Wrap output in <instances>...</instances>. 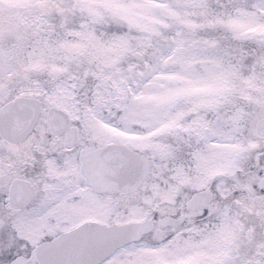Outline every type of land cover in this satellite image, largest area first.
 I'll return each instance as SVG.
<instances>
[{
  "label": "snow or ice",
  "instance_id": "1",
  "mask_svg": "<svg viewBox=\"0 0 264 264\" xmlns=\"http://www.w3.org/2000/svg\"><path fill=\"white\" fill-rule=\"evenodd\" d=\"M0 264H264V0H0Z\"/></svg>",
  "mask_w": 264,
  "mask_h": 264
}]
</instances>
